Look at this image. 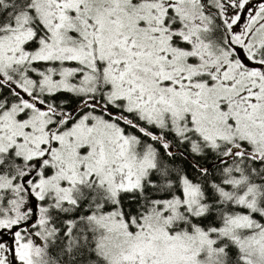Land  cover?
I'll return each instance as SVG.
<instances>
[{
	"label": "snow or ice",
	"instance_id": "snow-or-ice-1",
	"mask_svg": "<svg viewBox=\"0 0 264 264\" xmlns=\"http://www.w3.org/2000/svg\"><path fill=\"white\" fill-rule=\"evenodd\" d=\"M0 264H264V0H0Z\"/></svg>",
	"mask_w": 264,
	"mask_h": 264
}]
</instances>
